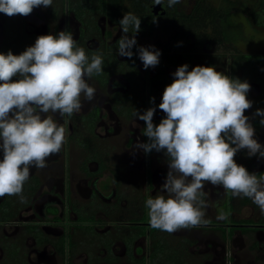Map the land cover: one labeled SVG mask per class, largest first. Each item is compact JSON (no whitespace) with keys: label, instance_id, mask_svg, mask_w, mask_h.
<instances>
[{"label":"flooded vegetation","instance_id":"obj_1","mask_svg":"<svg viewBox=\"0 0 264 264\" xmlns=\"http://www.w3.org/2000/svg\"><path fill=\"white\" fill-rule=\"evenodd\" d=\"M109 1L53 0L47 15L43 7H36L30 15L18 18L0 13V52L6 54L11 50L19 55L40 35L71 31L77 45L83 47L87 55L102 53L106 56L104 69L107 70V74L91 78L96 83L95 98L82 100L87 105L79 113L62 118L59 113H49L67 129V143L59 153L47 158L45 168H30V178L23 186L26 202L22 203L15 195L0 197V264H264V215L251 199L236 200L225 190L224 201H217L210 213L212 219L207 218L208 225L178 230L186 234L191 230L189 235H180L178 231L170 234L150 227L145 201L155 196L125 188L119 173L109 170L110 147L101 146L97 133L104 111L113 121L133 119L136 110L143 113L149 107H156L155 99L163 95L165 87L175 78L166 73L170 67L176 71L183 64H187L189 70L197 65H216L213 58L207 59L201 52L206 40L198 41L194 37L200 49L198 45L185 51L176 49L172 38L174 13H180L176 11L171 18V40L160 44L159 63L144 83L137 44L130 58L135 75L130 71L133 65L130 59L117 54L121 37L115 38L113 43L104 42L110 30L103 31L102 21L122 32L120 23L109 16ZM161 7L162 14H155L154 9L149 13L165 18L167 7L173 8L168 6V0L167 7ZM126 8L129 7L125 0H120L121 16L131 12ZM135 35L137 38L149 34L138 32ZM234 51L233 54H246ZM228 60L226 75L232 78H238L237 70L258 71L264 75V66L250 69L241 65L231 73L233 58ZM255 83H260L262 88L255 102L257 106L264 101V76ZM46 115L41 113L42 118ZM165 116V113H154L153 123L158 125ZM261 119L255 115L251 123L264 145ZM143 126L146 127L145 122ZM143 131L140 130L141 138L147 143ZM107 133H111L109 128ZM244 158L243 166L249 172L264 174V158L249 157L246 152ZM0 159H3L2 149ZM155 174L147 167L145 179L149 187H153ZM205 187L206 195L211 184ZM221 210L229 213L228 219H217Z\"/></svg>","mask_w":264,"mask_h":264},{"label":"clouds","instance_id":"obj_2","mask_svg":"<svg viewBox=\"0 0 264 264\" xmlns=\"http://www.w3.org/2000/svg\"><path fill=\"white\" fill-rule=\"evenodd\" d=\"M180 2L168 0V6ZM162 3L153 0V5ZM52 4L53 0H0V13L28 16L34 8ZM119 23L123 34L117 54L130 59L141 19L127 12ZM138 55L147 69L158 65L161 52L154 46H140ZM103 65L102 53L90 58L73 33L64 30L38 36L19 55L11 50L0 52V197L15 195L26 202L23 186L30 178V168H45L47 158L67 143V129L49 113H59L61 118L79 113L83 101L95 98L96 89L88 80L100 75ZM173 75L159 104L166 116L158 125L153 123L155 107L134 113L145 122L143 135L148 138L136 147L145 153L163 151L168 161L161 186L167 196L145 201L150 227L171 234L208 225L203 191L208 183L233 197L251 199L264 215V174L249 172L234 159L242 149L249 157L264 158V145L255 138V128L245 115L252 106L247 98L250 83L214 66L197 65L189 70L183 64ZM41 113L47 115L42 118ZM254 115L262 117L260 124L264 125V109ZM228 217L227 211L218 212L217 219Z\"/></svg>","mask_w":264,"mask_h":264},{"label":"rangeland","instance_id":"obj_3","mask_svg":"<svg viewBox=\"0 0 264 264\" xmlns=\"http://www.w3.org/2000/svg\"><path fill=\"white\" fill-rule=\"evenodd\" d=\"M197 1L199 0H181L179 4H176L175 6H173V8L168 9L167 0H163V3L161 5L163 7L166 5L168 16H166L165 14L164 16L166 17L161 18L151 34L136 38V53L138 54V48L140 46H154L156 49H159L160 44L170 42L171 39L169 38L170 30H172L171 18L173 12L177 11L180 13H189L192 11V8L193 6H195ZM145 2L146 11H153V0H145ZM203 2L206 5H209V7H211L212 9H220L224 11L223 15L217 19H213L210 17L206 18L204 20V23L200 24L198 29H201V31H204L209 35V39L206 40V42L201 47V52L204 54L205 58H213L214 61H216V65H214V67L217 71H221L227 74V61H229L228 59L232 57L233 53L235 52L234 50L240 53L264 55V0H204ZM125 4L126 6L130 7V0H125ZM47 9L48 8H42L43 11H46V15ZM15 16L17 18L20 17L19 14ZM224 18L226 19L225 26H228L226 27V29L227 31H229V34L227 35V31H223V34H225L226 37L223 38V41L220 42V44H218L212 40V38L215 36L213 30L214 28L218 30L220 29V27L224 28L223 23H220V20H224ZM102 22L101 24L103 27V31L106 29L110 30V35L105 36L104 42L113 43L115 38L121 37L123 33L120 30L112 28L113 25L110 23H106L105 21L104 23ZM93 44H95V42H93ZM174 44L176 45V49L180 51H185L186 48L191 49L198 45L196 39L192 36L180 38L179 40L174 41ZM198 46V49H200V45ZM217 55H219V60L216 58ZM138 64L140 75L144 78L145 83V79L151 75L153 67L145 69L143 66V62L139 58V55ZM204 66L207 65L204 64ZM174 72V69L171 67L166 71V73L169 75H173ZM236 75L240 80H246L251 85V89L247 94V98L252 101V107L245 110V115L249 117V120L251 122V119L253 118V116H255L254 114L256 110L264 109V101H262L261 103L258 102L257 106L255 104L257 97L259 96L262 89L260 87L261 84L258 83V85L255 82L258 80V78H261V76L264 75L260 74L258 71L247 72L246 70H237ZM14 79L16 78L14 77ZM136 82L137 81H133V83ZM88 83L90 86L96 89V83L93 80L89 79ZM81 99L83 100V97ZM161 100L162 96L157 97V100L155 99V114L157 115L164 113L159 109ZM86 105V102H83V107H85ZM143 124L144 121L139 120L138 118L136 119V117L128 121H113L112 119H110V116L104 111L101 123L97 128V133L101 139L100 144L101 146L104 145L110 147L112 160L109 170L119 173V179L121 180V184L124 185L125 188L129 190L147 192L152 196H167L166 193L161 191V186L165 183L168 172V161L164 152H157L155 150H152L149 153H145L142 149L136 147L138 143H145L141 138V133L144 128ZM107 128H109L111 133H107ZM261 137L264 138V131L261 132ZM255 138L260 142L257 134H255ZM239 152L240 153H236L234 159L238 164L243 165L246 163L244 153H247V150L242 149ZM147 167L156 173L154 175L153 187H149L145 179V172ZM209 184L210 183H208V185ZM223 191L225 192V189H223L222 187L213 186L212 184L209 190H207L205 196L208 206L204 209L206 219H212V215L210 213L213 212L214 204H216L217 201H224L225 194L223 193ZM235 198L236 200L239 199V197ZM190 233H192L191 230L187 232V234L186 232H179L178 234L189 235Z\"/></svg>","mask_w":264,"mask_h":264},{"label":"trees","instance_id":"obj_4","mask_svg":"<svg viewBox=\"0 0 264 264\" xmlns=\"http://www.w3.org/2000/svg\"><path fill=\"white\" fill-rule=\"evenodd\" d=\"M204 0H199L195 4V7L189 14H182V13H174L172 26H173V39L175 41L179 40L180 38L186 37V36H193L198 41L199 40H208L209 35L202 34L198 29L200 24L204 23V20L206 18H219L223 15L224 11L220 9H212L209 7V5H206ZM111 6H109V16L111 19L113 18L115 21H120L123 16H121L119 4L120 0H111ZM101 7H99L100 9ZM125 9V8H124ZM127 10H131L133 14H135L137 17H140L141 19V30L139 31L141 34H150L152 28L155 26L156 22H153V18H156L158 21L161 16H155L149 12L146 11V2L145 0H130V7L126 8ZM101 10V9H100ZM115 17V18H114ZM164 17V16H163ZM220 20V19H219ZM218 20V21H219ZM220 23H223L224 28H221L218 30L214 28V37L212 38L213 41L220 44V42L223 41V38L226 37L225 34H223V31H227L225 26L226 19L220 20ZM220 24V25H221ZM229 29V28H228ZM132 30L130 29L129 35L131 36ZM229 31H227V35ZM229 40V39H226ZM92 54H88V56H92ZM112 54H110V57ZM233 61L231 62V73H234L235 68L241 67V65L249 66L250 69H255L259 66H264V55L259 54H253V55H246V54H233L232 56ZM104 59V65L105 67V59L106 56H103ZM130 64H133V61L131 59L129 60ZM134 64L132 65V68L130 71H132L135 75H137V72L133 69ZM107 70H103L101 74H107ZM262 73V72H261Z\"/></svg>","mask_w":264,"mask_h":264},{"label":"water","instance_id":"obj_5","mask_svg":"<svg viewBox=\"0 0 264 264\" xmlns=\"http://www.w3.org/2000/svg\"><path fill=\"white\" fill-rule=\"evenodd\" d=\"M153 9H154L155 14H162L163 13V8L161 7V5H154Z\"/></svg>","mask_w":264,"mask_h":264}]
</instances>
